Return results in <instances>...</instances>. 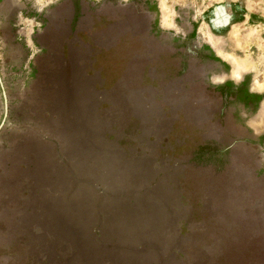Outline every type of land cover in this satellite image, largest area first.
<instances>
[{
  "label": "rangeland",
  "instance_id": "rangeland-1",
  "mask_svg": "<svg viewBox=\"0 0 264 264\" xmlns=\"http://www.w3.org/2000/svg\"><path fill=\"white\" fill-rule=\"evenodd\" d=\"M61 1L0 0V264L87 259L86 247L54 230L55 209L65 214L63 207L86 189L78 172L84 167L64 154L48 109L53 77L75 54L70 48L83 53V72L103 92L98 110L109 124L103 139L125 156L147 157L156 171L144 187L128 177L119 191L88 186L93 213L85 224L93 237L115 224L128 237L145 229L142 222L123 229L132 224L123 216L108 225L102 204L109 196L137 202L165 180L157 190L164 217L150 222L156 235H133L128 247L149 248V259L121 256L116 264H264V0H75L86 10V26L75 15L60 33L45 15ZM133 8L148 13L149 29L118 31L115 23ZM45 24L50 37L38 43ZM135 58L136 71L118 85ZM235 62L245 69L240 78L232 75ZM201 68L217 78L191 79L190 71ZM136 84L156 90L161 116L153 125H142L123 95ZM200 102L208 107L203 117ZM97 162L99 176L104 168ZM117 245L127 249L125 240Z\"/></svg>",
  "mask_w": 264,
  "mask_h": 264
},
{
  "label": "water",
  "instance_id": "water-1",
  "mask_svg": "<svg viewBox=\"0 0 264 264\" xmlns=\"http://www.w3.org/2000/svg\"><path fill=\"white\" fill-rule=\"evenodd\" d=\"M46 18H48L50 25L54 27L60 33H64L69 29V21L73 16L78 17L80 26H86V10L79 6L75 0H62L58 4L49 8ZM63 14L66 17V21L58 22V19L54 15ZM125 17L115 23L118 31L132 30L134 34L149 29L150 25L147 23L149 17L148 13L143 8H133L128 12H124ZM48 24H45L43 31L39 35V42L46 40L50 37L48 34ZM188 47V46H187ZM77 48H70L69 53L73 51L75 56H69L67 60H64L59 72L53 77V86H51L55 99L48 107L55 117L53 118L52 127L57 139L65 144L64 154L67 158L76 159V163L79 167H84L78 170L81 176L79 180L86 184V189L80 190L77 195L78 202L70 201L66 207H63L65 214L60 213L61 209H55V231H66L67 237L72 243L77 246L86 247L85 254L87 259L84 258L85 263L98 260H109L108 264H116L119 262L121 256L127 257L126 259L142 258L143 260L149 259V248L145 247L143 250L134 251L128 250L130 244V238L133 235H139L140 237H150L155 234V228L150 226V222L157 221L163 218V206L164 203L159 200L157 196L158 191L162 188L165 189V180H160L155 185H150L145 191L148 194L144 195L137 202H117L116 196H109L106 202L101 207L106 217V222L112 224L113 220L122 217L131 225H127L123 229L133 228L134 222H142L148 224V226L141 230H136L137 233L132 234L130 237L125 236L120 232V229L116 224L104 228L101 235L96 240L91 231L89 225L86 222L92 219V197L89 192L88 186H97L99 183L101 188H106L111 191H119L122 188V182L126 177L133 187H139L137 185L145 186L153 180L156 171L150 165L149 159L145 156H133L132 153L129 156H125L124 153L116 146L113 141L104 140L102 132L108 128V122L105 123L104 112L98 110L99 98H102L103 92H99L93 87L95 79L92 76H87L83 72L84 62L80 57V51ZM194 52L193 49L187 50V53ZM77 54V55H76ZM83 54V53H81ZM137 58L130 61L127 67V71L122 75V80L118 85L125 84V78L129 77L131 72H135V62ZM206 68H201L200 72L189 73V76L196 79V82L202 77L214 78L217 75L213 71H206ZM206 71V72H205ZM181 79V78H180ZM175 87V86H174ZM173 84L168 85L163 93V99L166 102L169 92L174 88ZM120 88V86H118ZM156 90L150 86H141L136 84L134 87L126 90L123 95L131 103L133 114L142 120V125H153L154 118L160 117L161 114L156 112L159 104L155 101ZM182 98L179 97V100ZM178 100V101H179ZM208 112L207 103L200 102V108L198 114L202 117L205 112ZM104 118V119H103ZM160 122L156 124L159 127ZM144 125V126H145ZM149 131L144 128L143 132ZM101 159V167L103 171L99 172V176L95 175L98 168V160ZM93 160V165L90 161ZM83 170V171H82ZM94 174L96 177H92ZM97 188V187H96ZM64 189V188H62ZM157 197L155 199H151ZM146 196V197H145ZM82 199L87 201L82 202ZM150 199V200H149ZM57 201V200H55ZM53 205L57 206V203L53 202ZM67 209V212H66ZM58 212V213H57ZM59 218H65L60 219ZM60 223H65L64 227L60 230ZM63 226V225H62ZM121 235L118 239L115 235ZM123 240L127 241V249L120 248L116 244L121 243ZM99 241V242H98ZM106 243H108L106 245ZM123 244V243H122Z\"/></svg>",
  "mask_w": 264,
  "mask_h": 264
},
{
  "label": "bare ground",
  "instance_id": "bare-ground-1",
  "mask_svg": "<svg viewBox=\"0 0 264 264\" xmlns=\"http://www.w3.org/2000/svg\"><path fill=\"white\" fill-rule=\"evenodd\" d=\"M212 45H214V43L212 42ZM233 62V61H232ZM235 69L232 71V75L235 76V78H240L242 76V71L245 70L244 67L242 66V64H238L237 62H235ZM241 63V62H240ZM245 65V64H244ZM217 78V77H215ZM224 78V77H223ZM222 77L218 78V80H221ZM258 85V84H257Z\"/></svg>",
  "mask_w": 264,
  "mask_h": 264
},
{
  "label": "flooded vegetation",
  "instance_id": "flooded-vegetation-1",
  "mask_svg": "<svg viewBox=\"0 0 264 264\" xmlns=\"http://www.w3.org/2000/svg\"><path fill=\"white\" fill-rule=\"evenodd\" d=\"M37 36V42L39 43V34H36ZM1 77H0V85H1ZM2 86V85H1ZM2 96H3V105H4V119H5V116L7 114V111H8V99H7V94L4 90V88L2 87Z\"/></svg>",
  "mask_w": 264,
  "mask_h": 264
}]
</instances>
